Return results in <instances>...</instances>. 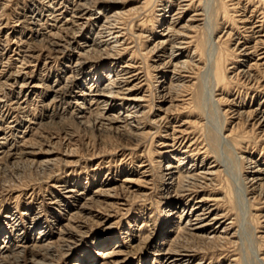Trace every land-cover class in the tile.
<instances>
[{
	"label": "bare ground",
	"instance_id": "6f19581e",
	"mask_svg": "<svg viewBox=\"0 0 264 264\" xmlns=\"http://www.w3.org/2000/svg\"><path fill=\"white\" fill-rule=\"evenodd\" d=\"M11 1L0 0V22ZM23 1L22 20L10 27L14 51L23 43L30 50L21 38L27 30L34 43L49 42L61 69L49 85L36 74L38 54L15 59L14 83L25 95L0 97V164L42 180L7 190L20 212L6 209L0 218V264H237L238 192L255 235L262 230L256 259L264 264V0H135L131 7L128 0ZM63 33L69 50L59 44ZM11 76L0 69V87ZM43 93L48 100L39 109L48 120L64 114L119 143L82 162L84 170L93 167L84 187L78 176L61 180L59 168L76 172L81 165L74 137L64 134L60 144L34 136L42 122L26 108ZM206 101L219 111L218 127L204 122ZM246 124L250 129L239 132ZM110 153L129 170L110 177ZM103 163L107 172L95 180ZM164 205L158 227L154 211ZM117 212L140 225L126 221L123 239L88 240L87 227L99 224L106 234ZM82 239L88 247L72 254Z\"/></svg>",
	"mask_w": 264,
	"mask_h": 264
},
{
	"label": "rangeland",
	"instance_id": "374dc122",
	"mask_svg": "<svg viewBox=\"0 0 264 264\" xmlns=\"http://www.w3.org/2000/svg\"><path fill=\"white\" fill-rule=\"evenodd\" d=\"M156 1H159V0H156ZM134 2H135V0H128L125 3H127L126 6L128 5V7H131V6L134 5L133 4ZM202 2L211 4V2H213V0H202ZM205 3H203V4H205ZM25 5H26V3L23 0H12L8 4L7 9L5 10L4 19L0 22V24H2V25H4L7 22L10 25V26H7L6 28L0 30V69L7 70V74L13 75L5 83V85L3 84V86L0 87V88H2V87L4 88V89L2 88L4 95H3V97L2 96H0V97H1V99L5 100V101H9L10 98L15 97V96H19V94H20V97H22V98L24 97L23 95H25V92L24 93H22V92L19 93V88H18L17 84L14 83V79H13L14 78V73L18 69L17 66L19 65L16 62L15 59L24 58L25 61L28 62V61H32L33 60V59H30V56H32V55H33V57L34 56L35 57L38 56L37 58H35L37 60L35 68H37V70H38V72L36 74H37V76L39 78H44L46 80L47 84H49V85H51L53 83V81L57 79L56 77L58 75H60L59 71L61 69V65L58 64V60L57 59L54 60V58H56L59 54L57 52L56 53L52 52V54L50 53L52 50H51V47L48 46L49 42L43 41L41 43H34L33 41H31V38H29L30 35H26L27 30H25L26 32L24 33V35L21 36V38H22V41L26 40L28 42V44L30 45V50H27L28 49L27 45H24V43H23V45L21 47H18V51L20 53L19 52L17 53L16 51H14L16 49V47L14 46L13 37H15L16 34L15 33L14 34L11 33L10 27L12 26L11 24H13L15 22L16 18H20V20H22V15H21V14H23L22 13L23 12L22 8L23 7L25 8ZM131 32L133 33L134 31L132 30ZM127 33H128V34H126L127 37H130V35H131L130 31L127 32ZM65 35L66 34H64V33L61 34L60 38H58L59 39L58 41H59L60 45L65 44L64 48L66 47L65 49L69 50V45H70V41L69 40H70L71 37L67 34L66 37L64 38ZM6 38H8V39H6ZM4 39H6L7 42ZM62 40H64V41H62ZM46 43H48V45ZM136 43L137 42L135 41V46L138 47V45ZM24 49L27 50L26 53H25ZM48 51H50V52H48ZM20 56H22V57H20ZM46 56L49 57V59H46ZM95 58L97 59V56H93V57L91 56L90 57L91 60H95ZM50 61H51V63H50ZM46 62L50 63L48 68L44 66V63H46ZM33 65L31 64V66H33ZM62 65H63V63H62ZM43 66H44V68H43ZM32 70H34V69L32 68ZM13 71H14V73L12 74ZM56 72L58 74H56ZM88 74H89L88 71L86 72V70H85L81 74V77H80L83 81L85 80L86 83L89 80ZM61 76H59V77H61ZM2 81H3V79H2ZM8 84H10V85L14 84V85L13 86L11 85L12 86L11 87ZM5 86H7V87H5ZM216 94L218 95V92ZM45 96H46V94L43 93L40 97H38L36 100H34V102L30 101V103L28 104V106L26 108L29 111V113L33 111V114L36 115L37 118H40V120H38V121L42 122V126H40L38 129H37L36 126H35V128H33L34 130L36 129L35 132H37V133H35L34 136L35 137H37V136L39 137L40 136L41 139L43 138L42 140H44V139L50 140V138H54V137L56 138L57 137V141L60 144L61 143L62 144L65 143L64 139H63V138H65L64 134H69V135L71 134L74 137L73 139L75 140V145H76V148H77V152H76L77 156L76 157L79 158V160L81 161V165L79 166L80 169L76 168L74 170L76 172H73L71 170H66V169L62 170L63 168H61V169L59 168V170H61L60 172L65 171L64 172L65 175L61 176V178L63 177L61 180H63V179L75 180L76 177L78 176L80 178V182L79 183L81 184V187H84L87 184V182L89 183L93 179L92 178L93 177L92 176V172H91V169L93 167L90 166V163L87 164V166H86L87 172H86V170H84L85 168H84V164L82 162L85 163V160L90 158L89 156L92 155V152L94 154V153H96L98 151H101L102 147L107 148L105 151L108 150V152H109L112 148H114L119 143H117L118 141L111 135H105V134L101 135V133L96 132L91 127L84 128L81 125H77V124L71 122L68 119L67 115H64V114L60 115V116L56 115L53 119H51V121L48 120V118L45 117L46 113H43V108H42V112H41V109H39V108H41L40 107L41 106V101H43ZM47 97L48 96H46V98ZM217 98L218 97H216V99ZM47 100H48V98H47ZM246 103H249V99L246 101ZM205 105H206L207 108H205L204 114H202V117L204 116L203 118H205L204 122L207 123V125H209L211 127H215V125H216V127H218L219 123H221V118L219 117V113H217L219 111L216 108H214L215 106L213 104H211L210 102H208V101H206ZM60 108H61V106H60ZM59 109L57 108V110L61 112V110H59ZM220 110H223V111L226 110L225 104H221ZM17 116H18V114H17ZM231 121L232 120L228 119V122H229L228 125L229 126L226 125V127H225L226 129H229L231 127V125H230ZM246 125L242 126L240 128L242 130H239V132H242V131H243V133L247 132L250 129V126L249 125L246 126ZM56 135H59V136H56ZM250 138L252 139V137H250ZM34 139L37 140V138H34ZM255 144L258 145V144H260V142L256 141ZM61 149L60 150L57 149L56 152L58 153V151H59V154L63 153L64 149H62V150ZM248 152H251V150L249 151V149H248ZM221 155H223V154H221ZM241 155L243 157H245L247 154H245L243 152ZM113 157H115V156H113L111 154L109 156V158L106 160V161H109V164H108L109 167L106 164L103 163V165H102V167L100 169L101 170L100 174H98V176H97V178L95 180H102L104 178L105 173L107 172V170H106L107 167L110 169V171H109V173H111L110 177H113L115 175V172H117L119 170L120 171H122V170H124V171L127 170L128 171L129 170V169L126 168V166L128 164L127 165H119V159L118 158L114 159ZM226 158H225V160H227ZM111 159L112 160L114 159V160L112 162H110ZM226 163H227V161H226ZM1 164H0V218H1V216L3 215V213H4V211L6 209H8V211L10 210L11 212H13L15 210L20 212V207L17 208L13 204V202H12L13 200L9 196V192H8V191H10L9 187H11L13 184L14 185L19 184L21 186L20 190H23V189H25L24 186H26V185L30 186L32 184V186H34V188H36L37 185L39 184V182L41 183V181H42V180L38 181L39 178H41V175L39 173L34 172L33 170H29V169H26V168H15V167H13L10 164L5 163V162H2ZM134 165H135V163H134ZM234 166L237 167V169L239 170L242 167V164L240 162V163L234 164ZM235 167H234V169H232L230 171L231 174L229 173V171H228V173H229L231 179L233 180L232 182L235 183V186L233 185L234 186L233 188L236 189L237 185L239 186V183H238L239 181H238L236 173L234 172ZM86 173L88 174V177H86V175H87ZM121 175L122 174H120L119 177H116V178L117 179H121V177H122ZM133 178H135V177H133ZM87 179H90V180H87ZM35 182L36 183L38 182L37 185H35ZM22 184H25V185L23 186ZM32 186H30V187H32ZM43 187L45 188V185ZM44 188L41 190V192L44 190ZM238 189L239 188H237L236 191H238ZM11 193L12 192H10V194ZM236 195H237V193L235 194L236 205H234L233 207H235V208L238 207L240 209V211L242 212V214H243V215L241 214L240 217H239V222H240L239 226H240V228H238V230L240 229L239 230L240 233L241 232L242 233H241V236H240V240H238V242H237L238 245H237L236 250L234 252V254L237 256V258H239V261H238L237 264H258L256 258H257V251L259 249V246L261 245V240L260 239L256 240V239L261 235L259 233L262 230H260V232L257 233L258 235H255V233L253 231V228L255 227V224L251 223L249 221V218L247 217L246 212L241 210L242 201H241V197H239L240 196L239 192H238V195L237 196ZM237 202H239V203H237ZM164 208H165V205L164 206H160V208L158 210L156 209L154 211L155 215L153 214L155 216V219H156V226H158V227L160 225L159 221H160V219H161V217L163 215ZM112 214H113V217L115 216L117 218L112 219V221H110L109 224L114 223V222H117V223L113 224L112 228H109L108 230H106L105 231V232H107L106 234H103L104 233V227L100 226L99 224H93L90 227H87V229H85L84 231H88L89 230L90 235H89L88 240L92 241L93 238H95L96 236L99 237V238H104L105 237L104 239H106V237L114 238V237H117V236L119 237L120 236L123 239L124 236L121 233H123V229L125 228L126 221H129L130 224L133 225L132 221L136 220V225H140L141 221L136 219V218L131 220L132 216H129V217H124L123 216L122 217L121 215H119L118 212L116 214L115 213H112ZM44 218H45V216H44ZM109 224H107V225H109ZM249 224H251V227H250ZM0 240H2V236H0ZM88 240L87 239H82L79 242V244L76 247H74V250H73L72 254H75L79 250L81 251L82 249H86L88 247V246H86ZM111 245H113V243ZM97 249H98L97 247H94V249L90 248L89 249V253H92V255H93L96 252ZM148 253H149V251H148ZM148 253L146 254V259L151 262V254L149 255ZM240 258H241V263H240ZM71 261H73V259L69 258L68 260L63 259L60 262L59 261L58 262L55 261L53 264H69ZM132 263H134V262H132ZM130 264H131V262H130Z\"/></svg>",
	"mask_w": 264,
	"mask_h": 264
}]
</instances>
